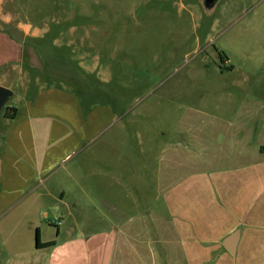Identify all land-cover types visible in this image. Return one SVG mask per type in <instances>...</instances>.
<instances>
[{"label": "crops", "instance_id": "1", "mask_svg": "<svg viewBox=\"0 0 264 264\" xmlns=\"http://www.w3.org/2000/svg\"><path fill=\"white\" fill-rule=\"evenodd\" d=\"M6 43L0 66L12 61ZM255 105L202 111L198 135L168 145L144 175L141 143L127 150L125 130L114 143L105 136L110 107L39 90L0 135V216L21 208L23 232L33 234L25 249L3 242L2 264H264V104ZM85 143V163L74 161ZM152 184L160 202L144 210ZM80 216L104 226L85 233ZM36 233L54 245L37 247Z\"/></svg>", "mask_w": 264, "mask_h": 264}, {"label": "rangeland", "instance_id": "2", "mask_svg": "<svg viewBox=\"0 0 264 264\" xmlns=\"http://www.w3.org/2000/svg\"><path fill=\"white\" fill-rule=\"evenodd\" d=\"M5 43L15 45L12 61L0 66V86L16 95L9 107L49 87L73 93L84 107H110L105 136L114 143L125 130L127 150L140 142L136 167L144 175L154 174L168 145L198 135L202 111L264 104V0H220L210 13L201 0H0V55ZM10 113L0 114V135ZM87 152L85 143L74 161L85 163ZM157 197L154 184L145 186L139 207L157 208ZM20 211L0 216V248L16 239L25 249L33 240ZM80 221L85 233L104 226Z\"/></svg>", "mask_w": 264, "mask_h": 264}, {"label": "water", "instance_id": "3", "mask_svg": "<svg viewBox=\"0 0 264 264\" xmlns=\"http://www.w3.org/2000/svg\"><path fill=\"white\" fill-rule=\"evenodd\" d=\"M220 0H201L204 12L210 13L214 10ZM15 93L9 88L0 86V114L8 106L11 99L15 98ZM230 253H234L232 249H228Z\"/></svg>", "mask_w": 264, "mask_h": 264}, {"label": "trees", "instance_id": "4", "mask_svg": "<svg viewBox=\"0 0 264 264\" xmlns=\"http://www.w3.org/2000/svg\"><path fill=\"white\" fill-rule=\"evenodd\" d=\"M218 56L220 57V58H225V55H224V53H222V52H219V54H218ZM11 112L10 114H6V116H5V118H7V119H9V120H13L14 118H15V116H16V113H17V109H15V108H11V107H6L5 109H4V113L5 112ZM54 245V243L52 242V243H48V244H40L39 243V238H38V234L36 233V246L37 247H50V246H53Z\"/></svg>", "mask_w": 264, "mask_h": 264}]
</instances>
